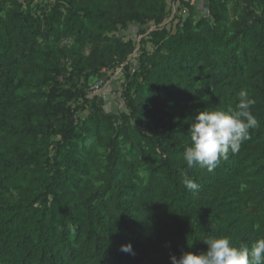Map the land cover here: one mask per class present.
Masks as SVG:
<instances>
[{
	"label": "trees",
	"instance_id": "trees-1",
	"mask_svg": "<svg viewBox=\"0 0 264 264\" xmlns=\"http://www.w3.org/2000/svg\"><path fill=\"white\" fill-rule=\"evenodd\" d=\"M36 3L0 0V264H171L209 236H264V0H205L199 18L185 3L123 66L127 110L94 96L83 119L70 103L85 92L61 80L118 67L136 48L119 29L163 23L170 2ZM241 89L259 126L213 171L188 169L189 121Z\"/></svg>",
	"mask_w": 264,
	"mask_h": 264
},
{
	"label": "clouds",
	"instance_id": "clouds-1",
	"mask_svg": "<svg viewBox=\"0 0 264 264\" xmlns=\"http://www.w3.org/2000/svg\"><path fill=\"white\" fill-rule=\"evenodd\" d=\"M255 100L246 89L237 93L234 108H204L197 112L188 129L189 142L183 152L188 169L196 166L213 171L221 159H227L229 152L236 153L243 142L250 138V130L259 124L252 108ZM183 183L189 190L198 189V184L184 177ZM207 250L195 253L182 251L177 257L170 256L171 264H264V236L258 237L249 248L237 246L227 236H209L202 239ZM121 251L133 253L131 243L121 245Z\"/></svg>",
	"mask_w": 264,
	"mask_h": 264
},
{
	"label": "rangeland",
	"instance_id": "rangeland-1",
	"mask_svg": "<svg viewBox=\"0 0 264 264\" xmlns=\"http://www.w3.org/2000/svg\"><path fill=\"white\" fill-rule=\"evenodd\" d=\"M177 2L169 0V14L167 18L161 24H155L154 22L148 23L143 26L132 23L127 28H120L117 34L123 36L125 39H133L136 43V48L133 54H131L122 64L114 69L103 70L100 75L92 76L89 78L88 83L84 82V76L81 78H75L73 80L65 81L62 79L63 85L72 86L82 89L85 92V97H80L73 100L70 104L76 108V116L80 119L85 117L88 109V102L94 96L98 98V101L102 103L104 110L108 113L118 116V112L126 111L125 100L122 97V90L125 86V72L123 66L125 64H131L132 70L136 68L139 58L146 53H151L155 49V45L152 43L151 32L155 29L166 27L173 32L177 24L188 15V9L185 3H193L196 6L195 16L199 18L205 8V0H176ZM36 6H39V2L44 4H50V0H35ZM145 52V53H144Z\"/></svg>",
	"mask_w": 264,
	"mask_h": 264
}]
</instances>
